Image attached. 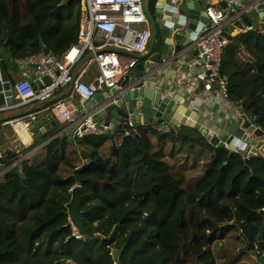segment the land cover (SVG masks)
Listing matches in <instances>:
<instances>
[{
  "label": "trees",
  "instance_id": "obj_1",
  "mask_svg": "<svg viewBox=\"0 0 264 264\" xmlns=\"http://www.w3.org/2000/svg\"><path fill=\"white\" fill-rule=\"evenodd\" d=\"M81 10V0H0V66L43 46L61 56L78 41ZM225 33L220 77L227 100L264 130V30ZM243 45L252 57L247 66L237 59ZM40 140L7 151L3 164ZM74 140L90 164H76L58 136L41 161L24 160L21 174L0 175V264H115V249L121 264H243L256 250L252 264H264V157L246 163L187 125L147 124ZM77 185L93 239L73 235L67 204ZM234 232L243 246L229 255L220 241Z\"/></svg>",
  "mask_w": 264,
  "mask_h": 264
},
{
  "label": "water",
  "instance_id": "obj_2",
  "mask_svg": "<svg viewBox=\"0 0 264 264\" xmlns=\"http://www.w3.org/2000/svg\"><path fill=\"white\" fill-rule=\"evenodd\" d=\"M216 1L221 8H232L234 11L240 9L237 5L229 6L228 0ZM213 2L214 0H178V3H174L173 0H156L149 6L147 0H143V10L148 17L151 29L148 50L145 53H138L121 47H111L137 58L138 63L130 74L125 75L121 85L106 92L101 104L91 105V107H96L92 114L93 120L98 126L101 127L103 124L106 128L110 127L111 133L127 130L132 133L147 124H156L159 128H163L165 124L179 128L187 125L201 130L214 146L228 147L230 156L237 150L243 155L246 163L253 157H264V130L252 123L250 119L245 118L242 123L238 121L230 124L229 121H225L223 124L215 123L187 106L186 99L171 98L148 81L154 73L183 55L184 49L187 47H189V53L196 57L198 63L206 62V56L200 57L199 48L194 44L204 26L210 22L206 8ZM253 2L255 3L254 6H251V14L258 15V8H261V15H263L264 0H253ZM231 14L230 11L228 17ZM225 30L233 31L231 25H228ZM178 45L182 49H178ZM43 47V51L48 52V48ZM156 48H160V50L155 51ZM77 72L78 67L76 66L74 80L77 77ZM207 73L209 74L210 71ZM51 81V77L46 75L41 80L34 81L33 84L37 88V85L43 87L44 84H50ZM72 87L73 83L69 86L70 91ZM14 103L13 82L6 69L0 66V106L13 105ZM176 112L178 114L182 112V116L179 117ZM20 114L26 115L29 112ZM3 120L0 119V122ZM46 121V118L30 120L29 125L32 130L38 127L41 129L40 132L44 133L51 125ZM82 157L86 160L85 166L92 162V158L87 153H82ZM6 172L21 174L18 166L7 169L4 164H0V173ZM81 190V185L72 189V197L67 204L69 218L80 234L84 235L86 239H93L95 236L89 234L81 215ZM260 214L264 217V209L260 211ZM262 228L264 229V221ZM258 247L264 252V234L259 236ZM248 249L250 250V246ZM121 251V249H115L112 252L115 264H121L119 259ZM257 253L254 252L255 255Z\"/></svg>",
  "mask_w": 264,
  "mask_h": 264
},
{
  "label": "built area",
  "instance_id": "obj_3",
  "mask_svg": "<svg viewBox=\"0 0 264 264\" xmlns=\"http://www.w3.org/2000/svg\"><path fill=\"white\" fill-rule=\"evenodd\" d=\"M173 2L178 3V0ZM213 3L206 8L210 22L204 26L194 44L199 48V56H206V62L201 64L203 70L198 74L196 82H205L207 78L217 79L220 82V97L224 103H227L228 91L220 77V66L222 54L230 43L223 29L228 25L229 19H232V14L228 17L229 8L216 7ZM81 4L80 27L76 43L61 56L43 51L22 57L17 61L25 71V77L13 85L14 95L19 99L20 104L53 99L59 94L58 92L69 87L71 83H73L71 90L73 94L79 95L84 102L90 101L98 93L105 90L107 92L120 85L126 73L134 69L138 63L137 58L111 47H121L138 53L146 51L151 29L148 17L143 10V0H81ZM228 4L229 6L239 5L240 1L228 0ZM259 29L263 31L264 26ZM86 61L97 66L99 74L95 83L86 82L81 75L74 80L76 66L79 67ZM207 71L210 73L208 74ZM46 75L51 77V83L44 84L43 87L37 85L35 88L34 81L41 80ZM67 100L61 97L56 98L49 109L61 120L70 122L68 127L74 138L101 132L100 126L93 120L92 113L96 107H90L78 117L75 115V107ZM15 105L16 103L0 106V111ZM27 120V117H18L0 122V132L2 129L9 128L11 131L22 133L25 126H28ZM19 135L25 138V135ZM29 155L22 153L7 169L21 166ZM5 157L6 151L0 138V164H3ZM73 235L76 238L84 237L76 227H74Z\"/></svg>",
  "mask_w": 264,
  "mask_h": 264
},
{
  "label": "crops",
  "instance_id": "obj_4",
  "mask_svg": "<svg viewBox=\"0 0 264 264\" xmlns=\"http://www.w3.org/2000/svg\"><path fill=\"white\" fill-rule=\"evenodd\" d=\"M155 1L156 0H147V5L151 6ZM239 1L240 4L237 6L240 7V9L238 11H234L232 8L230 9V11L232 12V19H229L228 25L232 26L233 31L229 32L223 29V33L225 35L226 31L229 34L236 35L243 31L257 29L264 26V14L261 15V8H258L259 14L255 16L251 14L250 10L251 6H254L255 3L253 2V0ZM213 4L216 7H220L218 1L216 0H214ZM179 46L180 45L177 46L178 49H182V47ZM147 50L148 47L145 52H147ZM154 50L158 51L160 50V48H156ZM184 50L185 52L183 55L178 57L175 61H171L170 63L165 65L162 69L154 73L152 77L149 78L148 81L151 83V85L156 87L157 89L162 90L165 95H168L171 98L175 97L180 100H182L183 98L186 99L185 104L187 106L191 107L195 112L200 113L206 119H210L215 123L223 124L225 121H229V124L236 121L242 123L245 118H248L252 121L251 118L246 117V115L242 113L241 109H238L230 102L224 103V101H222V97H220V82L217 79L207 78L205 82H196L197 76L201 72L203 66L198 63V60L196 59V57H194L193 54L189 53V47ZM0 52L4 54L5 50L1 48ZM237 59L242 66H247L252 63V57L250 56L246 45H243L239 50ZM4 68L8 72L13 85L25 77V71L18 65V63H16V61H10L9 64H7ZM134 69L129 70L126 74H130ZM98 74L99 72L97 66L91 62H83L78 67L77 76L81 75L82 79L88 83H95ZM124 79L125 76L122 78L121 82ZM222 79L226 85V79ZM195 82L196 84H193ZM58 93L59 94L56 95L53 99H49L50 101L36 100L26 104H20L19 99L15 97L16 105L14 107L0 111V119H4L3 121H8L18 117L28 118V126H25L22 133L11 131L9 128L1 130V143L6 152H20L26 147L29 148L30 145L34 144L36 140L41 139L38 145L25 153L27 155H30L28 156V158L24 159L33 162L34 159L38 158V161H41V159H43L45 155L44 147L56 137L60 136L63 137L64 141H68V153H72L74 157H77L75 150H78V148L75 143L76 141L74 140L76 138L73 137L72 132L68 127L70 125V122L61 120L57 115H55V113H53L49 109L50 104L54 102L56 98L61 97L65 100L68 99L67 102L75 107V115L79 117L83 115L84 112L89 109V107H91V105L101 104L107 93L105 90L102 93H98L92 100L85 102L80 98L79 95L73 94L72 91L69 90V87L62 89ZM181 107L182 105L180 103V108ZM28 112L29 114L26 115L20 114ZM176 115H179V117H181L182 112L180 114L176 112ZM41 118H46V122L49 125L51 124L50 128L46 129L44 133H41V129L38 127H36L35 130H32L29 125L30 120L36 121L40 120ZM53 121H55V123H53ZM169 126H171V124H165L164 128ZM100 128L101 132L103 133H111L110 127L106 128V126L102 124ZM50 132H54L55 135L49 138L47 135H49ZM19 134L25 135V138H23ZM42 144H44V146L40 148ZM68 156H70V154H68ZM79 159L81 160V164L85 162L82 154H79ZM21 166H19L20 172Z\"/></svg>",
  "mask_w": 264,
  "mask_h": 264
},
{
  "label": "rangeland",
  "instance_id": "obj_5",
  "mask_svg": "<svg viewBox=\"0 0 264 264\" xmlns=\"http://www.w3.org/2000/svg\"><path fill=\"white\" fill-rule=\"evenodd\" d=\"M228 26V25H227ZM226 26V27H227ZM225 27V28H226ZM148 47V46H147ZM23 109V108H22ZM103 132H99V133H94V134H102ZM106 133H110V132H106ZM228 148V147H227ZM229 149V148H228ZM68 152V151H67ZM70 154V158L76 163V164H81V160L79 159V153L77 154V157H74V155L72 153H68ZM84 164V163H83ZM235 232L233 234H231V236H229L227 239L225 240H221V243L226 244L227 246H229V248L227 249V253L230 255H233L235 253L236 250H238L240 247L243 246V241H241V238H237L235 235ZM237 238V239H236ZM248 249V246H247ZM249 250V249H248ZM256 252H258V250H256ZM263 253V252H262ZM255 254L253 255V257H251L249 254H247V256L245 257V262L243 264H252L255 260H254ZM233 264H239V263H233Z\"/></svg>",
  "mask_w": 264,
  "mask_h": 264
},
{
  "label": "clouds",
  "instance_id": "obj_6",
  "mask_svg": "<svg viewBox=\"0 0 264 264\" xmlns=\"http://www.w3.org/2000/svg\"><path fill=\"white\" fill-rule=\"evenodd\" d=\"M42 146H44V144H42L41 147H42ZM234 152H238V151L236 150V151H234ZM238 153H239V152H238ZM85 162H86V160H85ZM85 162H84V164H85ZM4 166H5V165H4ZM11 169H12V168H11ZM74 227H75V226H74Z\"/></svg>",
  "mask_w": 264,
  "mask_h": 264
}]
</instances>
